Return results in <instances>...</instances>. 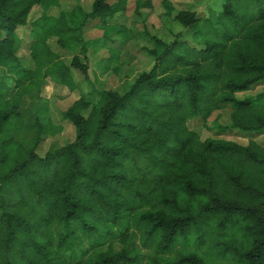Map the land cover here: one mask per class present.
<instances>
[{
    "label": "trees",
    "instance_id": "1",
    "mask_svg": "<svg viewBox=\"0 0 264 264\" xmlns=\"http://www.w3.org/2000/svg\"><path fill=\"white\" fill-rule=\"evenodd\" d=\"M42 1L0 0V66L15 81H0V264H264V145L201 139L208 122L219 134L264 132V89L244 96L264 83V0H208L203 11L162 0L161 18L180 27L172 40L148 30L150 1L136 0L152 68L95 101L78 91L60 109L74 139L46 151L61 127L46 105L22 106L26 84L79 88L50 52L37 60L44 75L17 58L15 30ZM127 12V0H93L42 33L95 53L85 26ZM86 59L70 64L85 78Z\"/></svg>",
    "mask_w": 264,
    "mask_h": 264
},
{
    "label": "rangeland",
    "instance_id": "2",
    "mask_svg": "<svg viewBox=\"0 0 264 264\" xmlns=\"http://www.w3.org/2000/svg\"><path fill=\"white\" fill-rule=\"evenodd\" d=\"M93 0H43L39 7H35L27 17V22L15 30V45L18 60L28 68L30 75L37 72L38 57L50 52L57 57L65 66L69 67L74 83L79 88L70 93L65 86H58L49 77L39 78L42 82L34 80L26 84L27 89L23 93L22 106L34 111L40 104L47 106L54 124L60 128L54 136L46 139L43 145L44 151L51 146L61 147L74 139L75 130L73 126L60 117V109H65L73 100H76L80 91L83 95L92 101L96 100L99 91L103 89H115L124 91L129 82L137 75L148 72L154 60L148 57L142 50V46L147 45L145 41L137 35L138 30H142V23L134 21V3L136 0H127V16L120 24L104 23L100 20L89 22L85 26V32L82 35L84 42H97L95 53L88 48L87 53L82 52L80 48L71 51L56 41L55 37L45 39L42 30L52 26L61 15H67L73 11L78 13L87 11ZM114 1V0H112ZM150 9H144L148 13V30L151 33H157L159 37L166 40H172L176 33L180 32V27L170 19L161 18L163 14L162 0H149ZM175 10H182L188 4H195L198 11H203L208 0H170ZM211 0H209L210 2ZM153 26V27H150ZM124 31V33H119ZM78 57L81 63L88 66L87 77L85 78L78 70L70 68L71 61ZM40 64V63H39ZM110 68H117V73L108 71ZM45 67H42L41 75L45 74ZM38 71V72H39ZM38 72L36 76L38 75ZM7 80L12 87L15 81H11L5 73L4 67L0 66V81ZM38 79V80H39ZM264 89V83L253 87L246 96H254ZM239 98L243 94L238 95ZM56 103V104H55ZM230 109L227 107L220 112V124L225 125L229 117ZM214 118V117H212ZM208 122V128L201 131V139L214 138L224 139L235 142L239 145H246L249 140H254L264 145V132L262 133H241L233 130L224 134H219ZM60 126V127H59ZM134 248L141 249L140 244L134 242ZM181 247V246H180ZM146 254V252H143ZM211 264H232L230 261L214 260Z\"/></svg>",
    "mask_w": 264,
    "mask_h": 264
}]
</instances>
